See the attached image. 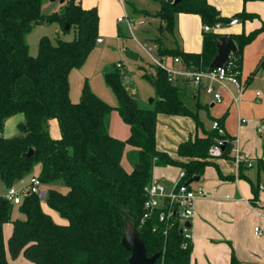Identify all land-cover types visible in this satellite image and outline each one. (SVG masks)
Returning a JSON list of instances; mask_svg holds the SVG:
<instances>
[{
    "label": "trees",
    "instance_id": "trees-1",
    "mask_svg": "<svg viewBox=\"0 0 264 264\" xmlns=\"http://www.w3.org/2000/svg\"><path fill=\"white\" fill-rule=\"evenodd\" d=\"M158 1L160 10L155 16L165 23L160 29L170 34H175L179 13L199 15L203 24L227 21L209 0H178L176 4V0ZM42 3L43 0H0V132L3 134L10 117L20 113L25 117L19 125V135L0 136V178L9 188L40 164L37 176L47 191L44 200L37 193L26 195L16 205L23 218L15 220V205L0 195V264H12L9 255L15 260L24 256L32 264H128L130 252L121 244L126 214L136 221L147 254L163 251L155 264H191L193 244L183 248L180 226H173L165 235V226L156 215L141 223L145 187L155 166H178L185 171L187 181L202 176L213 164L209 148L217 138L228 141L222 157L233 158L232 139L212 129L182 142L178 154L189 161L176 160L158 149L159 114L191 116L200 125L198 111L202 105L189 107L185 103L187 90L171 83L166 71L157 66L151 78L158 99L148 109L139 107L128 92L120 69L106 74V82L118 97L120 115L130 128L125 140L113 136L109 131L113 107L87 86L79 102H73L70 96L72 70L86 62L101 38L98 8L65 0L59 12L44 14ZM240 16L246 19L253 15ZM56 22L64 30L75 28V38L53 42L43 36L38 54L32 56L27 36L33 27ZM262 30L264 24L249 34H230L238 45L237 55L242 56L245 45ZM221 36L217 32L204 33L200 53L185 52L176 44L159 45L158 54L180 56L187 66L207 69L217 55ZM53 120L59 124V138L51 135ZM217 121L223 126L222 120ZM127 145L135 148L129 154L132 172L122 165ZM30 149L34 152L27 156ZM135 164L142 167L136 168ZM245 167L243 163L239 165L241 176ZM57 182L67 186V191L52 186ZM253 190L256 200L259 190L254 185ZM44 202L67 223H57L45 212ZM11 221L14 230L6 247L4 226ZM231 264H240L234 254Z\"/></svg>",
    "mask_w": 264,
    "mask_h": 264
},
{
    "label": "crops",
    "instance_id": "crops-1",
    "mask_svg": "<svg viewBox=\"0 0 264 264\" xmlns=\"http://www.w3.org/2000/svg\"><path fill=\"white\" fill-rule=\"evenodd\" d=\"M209 1L219 11L220 17L227 20L224 23L237 16L239 18L237 24L223 29L221 35L249 34L264 24V0ZM243 13L253 16L244 19L240 16ZM178 15V18L185 16L184 19L179 18L175 29L179 30L183 50L200 53L203 49L204 36L201 17L188 13ZM187 19H190L188 24L195 19L198 24L196 28L194 26L191 29L188 24L182 25V20ZM175 41L180 46L177 38ZM241 58L242 78L247 81V89L239 103H234L232 95L226 91L223 92L221 102L203 103L199 95L195 96L193 91L192 96L187 92L185 103L193 109H196L197 103L202 105L198 111L200 125H197L191 116L169 114L158 116L157 147L167 151L176 160H190L179 156L178 147L182 142L193 140L197 135L203 136L206 131L212 130L211 124L209 125L207 121L208 117L214 121L222 120L226 134L232 139V147L239 148L246 158L253 161L251 167L246 166L242 170L244 176H241L239 164L235 161L232 150L230 155L233 158H210L213 164L206 167L199 181L193 182L194 185L192 183L194 187H203L206 196L197 198L194 203L195 214L191 223L193 235L191 264H231L232 254L237 257L240 264H264V130L260 131V126L264 125V65H261L264 58V30L245 45ZM257 92H261V95L257 96ZM24 120L22 113L9 118L3 136L17 135L19 125ZM51 127L56 133L54 138H59L61 136L59 124L55 121ZM128 129L130 130L129 126ZM110 133L120 139H125L129 135L127 131L123 135L117 132L114 125ZM133 149L135 148L129 145L125 152L130 153ZM122 165L128 172L134 169L126 158L122 159ZM180 171L181 168L174 165L155 166L153 177L171 186L178 181ZM253 185L259 190L256 200H253L255 197ZM6 192L7 188L4 195ZM45 204L44 202L43 208ZM44 210L53 217L52 212L45 208ZM19 213L20 216L13 218L14 220L23 218L22 213L20 211ZM57 223L66 224L67 220ZM257 226L263 233H256ZM13 230L14 226L13 229L10 225L7 227L5 235L8 239ZM15 261L10 259L12 264H15Z\"/></svg>",
    "mask_w": 264,
    "mask_h": 264
},
{
    "label": "rangeland",
    "instance_id": "rangeland-1",
    "mask_svg": "<svg viewBox=\"0 0 264 264\" xmlns=\"http://www.w3.org/2000/svg\"><path fill=\"white\" fill-rule=\"evenodd\" d=\"M82 3L84 7H97L100 16V36L102 43L98 42L96 47L88 56L86 62L80 67L72 70L70 74V96L73 102H79L84 97V89L87 86L94 94L103 99L107 104L113 107V111L109 116V131L115 127L117 132L123 135L125 131L129 132L128 125L124 122L118 110L119 100L111 86L106 82V74L114 72L117 69V64H123L122 79L125 87L130 94H137V103L141 108H153V101L158 99L157 88L152 81L151 76L156 75L157 67L153 62V57L158 58L159 45L173 47L177 44L175 39L181 41L179 37V30L175 34H170L165 30H161L160 26H164V21L155 16V13L160 10V3L158 0H77ZM63 4L60 0L51 2L50 0H43L42 11L44 14L59 12ZM146 11L147 14L143 13ZM176 16V21L185 16ZM129 17H133L132 27L128 24ZM123 18V21H119ZM178 18V19H177ZM190 19L182 20V25L188 24ZM188 24L189 27L196 28L197 22ZM165 27V26H164ZM164 27H162L164 29ZM119 30L121 36H119ZM47 36L53 42L58 40L71 41L76 36L75 28L71 30H64L59 23H41L33 27L32 31L27 36L29 43L30 54L36 56L39 51V41L41 37ZM144 46L152 47L153 52H148ZM181 46V43H180ZM184 49L182 46L180 47ZM132 51L138 54L137 59H133L127 53ZM153 56V57H152ZM187 92L192 96L193 90L191 85H187ZM153 99V101H152ZM199 99L203 103H211L214 101L212 95L201 91ZM16 116V115H15ZM13 117V116H12ZM11 118V117H10ZM50 122V132L53 137L56 133L52 128ZM208 124L212 126L213 118L207 117ZM161 125V122H160ZM19 129V128H18ZM17 129V131H18ZM7 134V131L6 133ZM20 133L17 132V135ZM129 135L125 138L127 139ZM123 139V140H125ZM129 145H127L128 147ZM129 152H125L123 158L131 163ZM132 164V163H131ZM40 171V164H37L33 171L26 175L22 181L16 184L17 187L27 184L32 176L37 175ZM194 185V183H193ZM52 186L59 188L62 191H67V186L61 183H54ZM194 187V186H193ZM196 187V186H195ZM48 188V186L46 187ZM6 186L0 179V194L5 193ZM46 190V189H45ZM44 208L53 214L54 220L65 222L66 220L59 216V214L50 210L45 204ZM20 216L18 206H14L12 219ZM14 220V219H13ZM13 229V222H8L4 226V240L7 247L8 237L5 231L8 226ZM9 258L12 259L9 255ZM19 258V257H18ZM16 259L15 264H32L24 256ZM13 261L15 259H12Z\"/></svg>",
    "mask_w": 264,
    "mask_h": 264
},
{
    "label": "built area",
    "instance_id": "built-area-1",
    "mask_svg": "<svg viewBox=\"0 0 264 264\" xmlns=\"http://www.w3.org/2000/svg\"><path fill=\"white\" fill-rule=\"evenodd\" d=\"M121 1L123 2V0ZM119 21H123V18H119ZM133 21V17H129L128 24L130 27H132ZM238 22V18H233L228 23L219 21L214 25L203 24V33L217 32L223 34L221 32L223 29ZM98 42H102V38ZM144 48L149 53L153 52L152 47L144 46ZM153 62L155 66L166 71L168 80L171 83L183 88L191 85L195 96L204 91L212 95L214 101L221 102L223 100V92L226 91L232 95L233 102L237 104L247 89V81L242 78L241 72L242 58L241 55H237V52L230 54L226 66L217 67L213 70H209L208 68L195 69L187 66L180 56L159 55L158 58L153 57ZM116 66L123 73V64L118 63ZM260 95L261 92H257V96ZM212 129L217 130L220 135L226 133L223 126L217 120L213 121ZM262 130H264V125L260 126V131ZM2 135L0 132V136ZM226 142L228 141L224 138H217L216 142L209 148V157H222ZM232 150L234 151L235 161L239 165L241 163L248 167L253 165V161L246 158L239 148L232 147ZM185 175V171L181 169L178 181L171 186L152 177L145 187L146 199L141 223L156 215L159 222L165 226V235L168 234L173 226H180L184 238L182 246L183 248H188L192 244L193 239L191 226H188V223H192L195 214L194 203L197 198L206 196V191L203 187H193L192 184H188ZM43 189L42 181L37 175H34L27 184L21 187L14 185L7 188L4 196L14 205H19L26 195L31 193L40 194ZM156 229L154 227L153 230L155 231ZM255 231L257 234L263 233L258 226L255 227Z\"/></svg>",
    "mask_w": 264,
    "mask_h": 264
},
{
    "label": "water",
    "instance_id": "water-1",
    "mask_svg": "<svg viewBox=\"0 0 264 264\" xmlns=\"http://www.w3.org/2000/svg\"><path fill=\"white\" fill-rule=\"evenodd\" d=\"M51 2H55L56 0H50ZM63 4L65 0H60ZM178 3V0L175 1V4ZM66 29L69 28V25L66 24ZM238 51V45L236 41L227 36L222 35L217 41V55L211 61L208 69L213 70L217 67H224L227 65L229 61V56L231 53H236ZM129 56L133 59H137L138 54L128 51ZM132 97H138L137 94H131ZM153 101V99H152ZM34 150L30 149L27 156L33 154ZM136 168H141L142 164H135ZM200 176H196L188 181V184H192L195 181H199ZM47 191L43 189L40 193L41 200L45 199ZM188 226H191V223H188ZM122 246L130 252V256L128 257V264H155L159 257L163 254V251H158L154 253L152 256L147 254V248L143 239L141 238V231L137 227V223L134 219L129 218V216L125 215V223L123 227V235L121 240Z\"/></svg>",
    "mask_w": 264,
    "mask_h": 264
}]
</instances>
